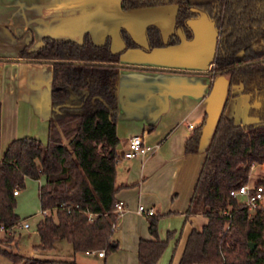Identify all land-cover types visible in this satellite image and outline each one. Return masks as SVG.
Here are the masks:
<instances>
[{"label":"trees","instance_id":"obj_1","mask_svg":"<svg viewBox=\"0 0 264 264\" xmlns=\"http://www.w3.org/2000/svg\"><path fill=\"white\" fill-rule=\"evenodd\" d=\"M167 6L175 8L174 30L163 40L159 28L148 25L146 49L179 44L178 30L183 39L192 40L187 21L204 15L219 30L210 74L229 77L185 215L186 221L202 215L206 222L188 233L177 264H264V209L251 214L229 195L248 183L253 166L264 164V13L258 14L252 0L120 2L123 11ZM120 38L122 51L140 47L123 29ZM122 51L113 52L109 38L97 45L85 34L80 43L45 37L40 48L20 52L27 62L52 65L51 114L45 143L31 137L15 139L0 159V225L14 233L20 218L12 192L24 190L28 179H41L38 200L41 213L47 214H41L36 224L35 251H51L59 241L67 242L73 255L91 251L108 255L117 249L111 238L118 221L115 176L121 152L116 120ZM233 87L249 96L247 114L255 121L241 124L227 115ZM204 123L186 140V153L198 151ZM254 184L264 187V178ZM160 218L158 213L147 216L150 238L139 239L137 264H157L173 238L174 233L167 232L160 239ZM9 235L4 233L10 244L14 238ZM0 257L10 264H75L26 259L9 251L2 240Z\"/></svg>","mask_w":264,"mask_h":264},{"label":"crops","instance_id":"obj_2","mask_svg":"<svg viewBox=\"0 0 264 264\" xmlns=\"http://www.w3.org/2000/svg\"><path fill=\"white\" fill-rule=\"evenodd\" d=\"M120 2L0 0V159L15 139L31 137L42 143L47 137L52 65L27 62L20 52L40 48L45 37L80 43L85 34L97 45L109 38L111 50L119 52L123 50L120 30H125L140 47L122 51L119 62L116 135L121 158L116 163L119 189L115 198L123 203L124 211L111 238L117 249L102 257L78 253L80 260L75 255L73 262L137 264L138 241L150 238L147 216L137 212L143 206L161 215L160 239L167 232L174 233L157 264H177L188 233L206 222L202 215L187 221L185 215L229 77H212L208 71L215 33L205 18L187 23L192 40L178 32L179 44L147 50L146 27L157 26L166 40L173 31L175 8L123 11ZM240 90L230 89L226 113L238 123L253 122L247 114L249 96ZM203 120L198 151L186 153V140ZM136 135L152 151L125 159L128 139ZM259 168L264 170V164ZM37 182L40 185L42 180Z\"/></svg>","mask_w":264,"mask_h":264},{"label":"rangeland","instance_id":"obj_3","mask_svg":"<svg viewBox=\"0 0 264 264\" xmlns=\"http://www.w3.org/2000/svg\"><path fill=\"white\" fill-rule=\"evenodd\" d=\"M42 143H45L44 141ZM264 178V170L259 166L252 169L249 173V183H255L257 180ZM39 183L35 180L28 179L25 182L24 190L19 191V195L15 197L16 213L20 218V222H26L29 226L27 229H15L12 236V243L5 241V236L0 240L6 245L7 249L13 253H17L26 259H43V260H62L73 261L74 256L80 260L81 255L75 254L71 250L70 245L65 241H59L55 244V248L51 251L38 252L33 249L34 245L39 243V237L36 232V224L42 218L39 200H38ZM251 214L253 212H250ZM0 264H10L4 257H0ZM168 264V263H167Z\"/></svg>","mask_w":264,"mask_h":264},{"label":"built area","instance_id":"obj_4","mask_svg":"<svg viewBox=\"0 0 264 264\" xmlns=\"http://www.w3.org/2000/svg\"><path fill=\"white\" fill-rule=\"evenodd\" d=\"M191 128V126H189ZM151 152L152 148L148 145H145L143 139L140 135L132 136L128 139L126 150L123 153L125 159H132L137 155L145 154L146 152ZM13 196L19 195V190L16 189L12 192ZM229 195L236 199L243 207L248 209L250 212H254L257 208L264 209V187L262 185H255L247 183L240 186L238 189L230 191ZM124 211V205L122 202L117 201L115 204V214L117 216L121 215ZM137 212L144 214L145 216H150L154 213L153 209H145L143 206H138ZM46 215L47 212L44 211L41 213ZM27 229L29 228L26 222H20L18 226L14 229ZM12 230L6 231L2 225H0V232H7V234L12 233ZM91 254H95L98 257L104 255L103 251H91Z\"/></svg>","mask_w":264,"mask_h":264},{"label":"flooded vegetation","instance_id":"obj_5","mask_svg":"<svg viewBox=\"0 0 264 264\" xmlns=\"http://www.w3.org/2000/svg\"><path fill=\"white\" fill-rule=\"evenodd\" d=\"M252 2L254 3L255 7L259 10V13L258 14H263L264 13V0H252ZM254 14V13H253ZM257 14V15H258ZM205 18L208 22H210L213 26V31L215 33V44H214V49H213V53L209 59V63H208V71L209 73H212V68H213V64L211 63V60H212V57L214 55V52H215V45H216V41H217V38H218V34H219V30H217L215 28V24H214V21L211 20L210 18L206 17V16H199L197 18H194V19H190L187 21V23L191 20H196V19H199V18ZM189 27V26H188ZM173 30H174V26H173ZM192 31V30H191ZM173 32V31H172ZM178 32H180L179 30L177 31V34ZM181 33V32H180ZM193 34V32H192ZM193 39V38H192ZM243 53H239V55H242ZM259 105L258 104H253V107L257 108Z\"/></svg>","mask_w":264,"mask_h":264},{"label":"water","instance_id":"obj_6","mask_svg":"<svg viewBox=\"0 0 264 264\" xmlns=\"http://www.w3.org/2000/svg\"><path fill=\"white\" fill-rule=\"evenodd\" d=\"M120 148V147H118ZM254 248V245L253 244H250V249L252 250Z\"/></svg>","mask_w":264,"mask_h":264}]
</instances>
